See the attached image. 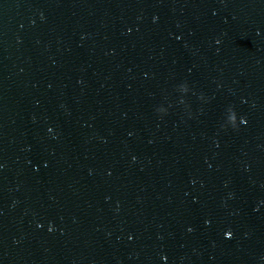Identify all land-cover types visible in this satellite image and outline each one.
<instances>
[{"label": "water", "instance_id": "water-1", "mask_svg": "<svg viewBox=\"0 0 264 264\" xmlns=\"http://www.w3.org/2000/svg\"><path fill=\"white\" fill-rule=\"evenodd\" d=\"M0 264H264V0H0Z\"/></svg>", "mask_w": 264, "mask_h": 264}]
</instances>
